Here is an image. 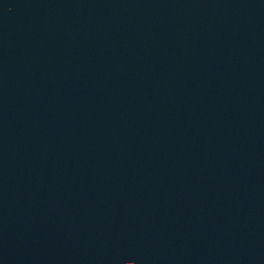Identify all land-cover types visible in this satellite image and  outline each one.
<instances>
[{"label":"water","instance_id":"water-1","mask_svg":"<svg viewBox=\"0 0 264 264\" xmlns=\"http://www.w3.org/2000/svg\"><path fill=\"white\" fill-rule=\"evenodd\" d=\"M0 264H264V0H0Z\"/></svg>","mask_w":264,"mask_h":264}]
</instances>
